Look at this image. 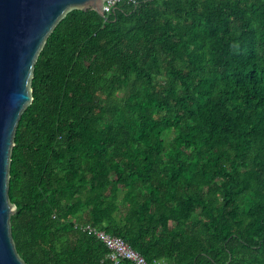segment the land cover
<instances>
[{
    "label": "trees",
    "instance_id": "1",
    "mask_svg": "<svg viewBox=\"0 0 264 264\" xmlns=\"http://www.w3.org/2000/svg\"><path fill=\"white\" fill-rule=\"evenodd\" d=\"M31 90L9 179L26 264H116L83 224L150 264H264V0L75 9Z\"/></svg>",
    "mask_w": 264,
    "mask_h": 264
},
{
    "label": "water",
    "instance_id": "2",
    "mask_svg": "<svg viewBox=\"0 0 264 264\" xmlns=\"http://www.w3.org/2000/svg\"><path fill=\"white\" fill-rule=\"evenodd\" d=\"M105 0H0V264H26L11 232L16 207L9 201L11 153L22 114L33 102L31 82L51 33L77 9L102 18Z\"/></svg>",
    "mask_w": 264,
    "mask_h": 264
},
{
    "label": "built area",
    "instance_id": "3",
    "mask_svg": "<svg viewBox=\"0 0 264 264\" xmlns=\"http://www.w3.org/2000/svg\"><path fill=\"white\" fill-rule=\"evenodd\" d=\"M128 1L136 3L137 0H105L104 12L110 14L120 2ZM84 231L93 234L97 239L103 242L109 250V259L113 260L116 264L122 260L131 261L133 264H150L140 252L134 250L124 239L120 237L111 236L104 230H99L89 224L80 225ZM151 264H163L161 262H154Z\"/></svg>",
    "mask_w": 264,
    "mask_h": 264
}]
</instances>
